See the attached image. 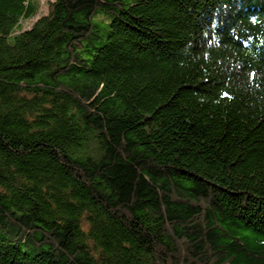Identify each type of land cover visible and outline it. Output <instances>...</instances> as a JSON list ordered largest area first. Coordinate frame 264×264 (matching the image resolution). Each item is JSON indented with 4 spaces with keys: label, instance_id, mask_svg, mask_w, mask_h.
I'll use <instances>...</instances> for the list:
<instances>
[{
    "label": "trees",
    "instance_id": "trees-1",
    "mask_svg": "<svg viewBox=\"0 0 264 264\" xmlns=\"http://www.w3.org/2000/svg\"><path fill=\"white\" fill-rule=\"evenodd\" d=\"M0 0V264H264V0Z\"/></svg>",
    "mask_w": 264,
    "mask_h": 264
},
{
    "label": "rangeland",
    "instance_id": "rangeland-1",
    "mask_svg": "<svg viewBox=\"0 0 264 264\" xmlns=\"http://www.w3.org/2000/svg\"><path fill=\"white\" fill-rule=\"evenodd\" d=\"M37 1L39 3V10H38L37 17L21 21L20 25H21L22 29L30 28L32 26V24L34 23V21L38 18V16H40L41 14H44L48 11L49 0H37Z\"/></svg>",
    "mask_w": 264,
    "mask_h": 264
}]
</instances>
